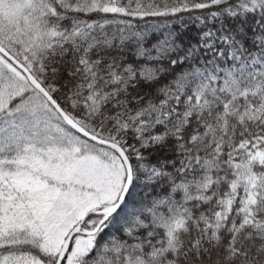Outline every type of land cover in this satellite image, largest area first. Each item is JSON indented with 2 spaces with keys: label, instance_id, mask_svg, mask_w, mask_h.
Wrapping results in <instances>:
<instances>
[{
  "label": "snow or ice",
  "instance_id": "1",
  "mask_svg": "<svg viewBox=\"0 0 264 264\" xmlns=\"http://www.w3.org/2000/svg\"><path fill=\"white\" fill-rule=\"evenodd\" d=\"M0 264H264V0H0Z\"/></svg>",
  "mask_w": 264,
  "mask_h": 264
}]
</instances>
